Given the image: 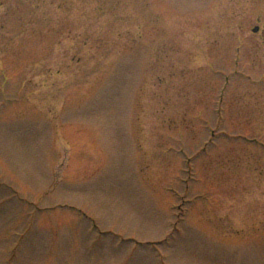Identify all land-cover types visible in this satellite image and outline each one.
I'll return each mask as SVG.
<instances>
[{
  "label": "rangeland",
  "instance_id": "1",
  "mask_svg": "<svg viewBox=\"0 0 264 264\" xmlns=\"http://www.w3.org/2000/svg\"><path fill=\"white\" fill-rule=\"evenodd\" d=\"M0 264H264V0H0Z\"/></svg>",
  "mask_w": 264,
  "mask_h": 264
},
{
  "label": "water",
  "instance_id": "2",
  "mask_svg": "<svg viewBox=\"0 0 264 264\" xmlns=\"http://www.w3.org/2000/svg\"><path fill=\"white\" fill-rule=\"evenodd\" d=\"M254 31H257V28H254Z\"/></svg>",
  "mask_w": 264,
  "mask_h": 264
}]
</instances>
